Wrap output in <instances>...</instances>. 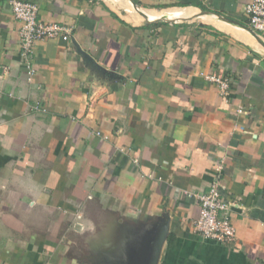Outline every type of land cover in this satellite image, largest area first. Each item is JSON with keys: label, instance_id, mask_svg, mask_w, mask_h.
Segmentation results:
<instances>
[{"label": "crops", "instance_id": "1", "mask_svg": "<svg viewBox=\"0 0 264 264\" xmlns=\"http://www.w3.org/2000/svg\"><path fill=\"white\" fill-rule=\"evenodd\" d=\"M21 1L72 33L35 45L29 79L0 0V264H142L163 223L157 264H264V32L248 25L251 0ZM204 75H225L229 96ZM217 177L234 246L193 231Z\"/></svg>", "mask_w": 264, "mask_h": 264}, {"label": "built area", "instance_id": "2", "mask_svg": "<svg viewBox=\"0 0 264 264\" xmlns=\"http://www.w3.org/2000/svg\"><path fill=\"white\" fill-rule=\"evenodd\" d=\"M7 2L14 18L20 23V56L30 79L35 73L32 63L35 45L47 39L67 42L71 37L72 28L63 23H44L38 20V6L35 3L21 0ZM243 10L249 27L254 31L264 32V0H251ZM204 79L216 86L221 98L226 99L229 96L230 83L225 75H204ZM237 113H243V109L239 107ZM219 170L220 168H217V171ZM222 188L221 180L217 177L206 191L197 195L199 215L193 224V231L202 239L234 246L237 237L230 219L231 204L222 197Z\"/></svg>", "mask_w": 264, "mask_h": 264}, {"label": "water", "instance_id": "3", "mask_svg": "<svg viewBox=\"0 0 264 264\" xmlns=\"http://www.w3.org/2000/svg\"><path fill=\"white\" fill-rule=\"evenodd\" d=\"M245 28L253 32L251 29L247 27ZM78 51L80 54L85 55V53H83L80 49H78ZM166 236H167V223H163L160 226L159 231L156 234L154 240L152 241L150 247L146 248L144 263L142 264H157L161 252V247L166 239Z\"/></svg>", "mask_w": 264, "mask_h": 264}, {"label": "rangeland", "instance_id": "4", "mask_svg": "<svg viewBox=\"0 0 264 264\" xmlns=\"http://www.w3.org/2000/svg\"><path fill=\"white\" fill-rule=\"evenodd\" d=\"M104 217H105V216H104ZM104 217H102V215H100V218H99V220H98L99 223H101V222H102V223L105 222V219H103ZM107 220H108V219H107ZM81 239H82V241L85 240V241L89 242V239H90V238H89V235H84V236L81 237Z\"/></svg>", "mask_w": 264, "mask_h": 264}, {"label": "flooded vegetation", "instance_id": "5", "mask_svg": "<svg viewBox=\"0 0 264 264\" xmlns=\"http://www.w3.org/2000/svg\"><path fill=\"white\" fill-rule=\"evenodd\" d=\"M101 257H102V260L103 261H108V260L112 261L111 259H113L111 256L106 255V253H103V255Z\"/></svg>", "mask_w": 264, "mask_h": 264}]
</instances>
